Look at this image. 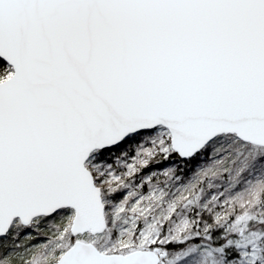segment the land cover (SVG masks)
<instances>
[{
    "label": "snow or ice",
    "instance_id": "1",
    "mask_svg": "<svg viewBox=\"0 0 264 264\" xmlns=\"http://www.w3.org/2000/svg\"><path fill=\"white\" fill-rule=\"evenodd\" d=\"M0 264H264V0H0Z\"/></svg>",
    "mask_w": 264,
    "mask_h": 264
}]
</instances>
